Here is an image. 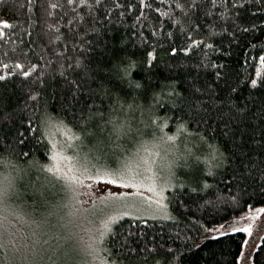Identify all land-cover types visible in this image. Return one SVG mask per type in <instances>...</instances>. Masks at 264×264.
I'll return each mask as SVG.
<instances>
[{"label": "trees", "instance_id": "1", "mask_svg": "<svg viewBox=\"0 0 264 264\" xmlns=\"http://www.w3.org/2000/svg\"><path fill=\"white\" fill-rule=\"evenodd\" d=\"M0 31V176L13 199L42 200L41 181L66 187L48 169L54 125L104 160L166 144L165 213L119 217L100 257L239 264L247 234L219 228L264 208V0H0ZM250 264H264V232Z\"/></svg>", "mask_w": 264, "mask_h": 264}, {"label": "rangeland", "instance_id": "2", "mask_svg": "<svg viewBox=\"0 0 264 264\" xmlns=\"http://www.w3.org/2000/svg\"><path fill=\"white\" fill-rule=\"evenodd\" d=\"M72 138L71 132L62 125L51 127V155L48 169L59 176L67 188L64 186L63 189L61 186L60 189L56 182L41 181L37 192L46 196H63L66 192L71 193L67 202L70 206L69 211L80 217L77 232L84 246V254L73 252L72 245L63 240V233L55 232L42 237L49 241V245H46L48 252L43 256L41 264H111L100 257L104 249L103 241L108 234L105 233V225L122 216L153 218L163 215L167 205L165 190L170 182L173 162L176 161L170 154V147L166 144L156 145V142L151 140L143 141L147 143L141 146L132 144L130 153H124L110 161L98 157L96 153L80 150L76 145L80 139ZM109 161L112 164H109ZM70 167L74 170L88 168L97 182L85 180L84 186L70 184L67 178L68 175L73 174L68 171ZM125 172L134 179H120ZM5 177L11 181L10 192L13 196V178L6 175ZM108 179H115L117 182L107 183ZM88 184L92 187L88 188ZM122 184L127 186H121ZM149 188L155 191H149ZM160 192L163 194L164 207H159L155 203ZM11 200L18 204H32L12 197ZM223 226L222 229L219 228V233L234 232V228L251 226L252 235L250 237L247 235L239 258V264H250L251 254L264 232V212L258 211L250 216L232 220ZM0 264H10L5 259L3 249H0Z\"/></svg>", "mask_w": 264, "mask_h": 264}, {"label": "clouds", "instance_id": "3", "mask_svg": "<svg viewBox=\"0 0 264 264\" xmlns=\"http://www.w3.org/2000/svg\"><path fill=\"white\" fill-rule=\"evenodd\" d=\"M70 196L66 192L31 205L18 204L11 200L10 187L5 185L0 192V249L10 264H41L49 245L42 237L55 232L63 233V240L72 245L73 252L84 254L77 232L80 217L69 211Z\"/></svg>", "mask_w": 264, "mask_h": 264}, {"label": "snow or ice", "instance_id": "4", "mask_svg": "<svg viewBox=\"0 0 264 264\" xmlns=\"http://www.w3.org/2000/svg\"><path fill=\"white\" fill-rule=\"evenodd\" d=\"M69 3H72L73 0H68ZM85 2H87V0H85ZM101 0H96V3H100ZM178 2V0H177ZM211 2L215 5L217 3V0H211ZM221 2H223V0H221ZM141 3L143 4L144 3V0H141ZM193 3L195 4V0H193ZM53 7H55V5H53ZM150 7V5H149ZM4 28H10L12 27V25H9L7 24L6 22L3 23L2 25ZM4 36V33L2 31H0V38H3ZM173 55H175V49H173ZM149 56L151 57L150 61H149V66H151V61L155 59V56L150 53ZM77 66H79V64H77ZM3 67L5 69H7L9 67V65L7 64H4ZM15 69H21L22 68V65L17 63L15 66H14ZM35 71V66H32L31 69H29V71H24L22 73V75L24 77H29L31 72ZM63 74V73H62ZM5 79V76L3 75H0V80H4ZM252 86L255 87L257 86V82L255 80L252 81ZM53 159H55V157H53ZM49 171H51V169H49ZM57 171H59V169H57ZM69 173H73L72 175H68V180H69V183L70 184H73V185H79V186H84V181L85 180H92L93 182H97V179L94 178V176L90 173L89 169L88 168H84L83 170H80V169H73V168H69ZM78 173V174H76ZM125 178H132L134 179V177H129V174L127 172L123 173L120 177V179H125ZM100 179H102V177H100ZM107 183H116L117 181L115 179H108L106 181ZM5 185H7L8 187L11 186V181L9 178L7 177H2L0 176V192H3L5 190ZM121 186H127V184H122ZM88 188H91L92 185L91 184H88L87 185ZM207 187V186H206ZM149 191H155L153 188H149ZM158 199L155 201V203L159 206V207H164V205L162 204V201H163V194L162 192L158 193ZM259 212H264V209H259L258 210ZM111 223H116L115 220L111 221L109 224H106L105 225V233H111L112 232V229H111V226L110 224ZM221 229L224 227L223 225L220 226ZM234 231L236 232H244L246 233L249 237L252 235V228L251 226H248V227H243V228H240V227H237V228H234ZM227 234V233H225Z\"/></svg>", "mask_w": 264, "mask_h": 264}]
</instances>
